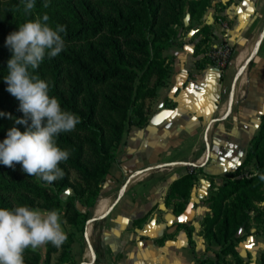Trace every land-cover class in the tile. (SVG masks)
Returning a JSON list of instances; mask_svg holds the SVG:
<instances>
[{
	"label": "crops",
	"instance_id": "crops-1",
	"mask_svg": "<svg viewBox=\"0 0 264 264\" xmlns=\"http://www.w3.org/2000/svg\"><path fill=\"white\" fill-rule=\"evenodd\" d=\"M218 18L228 22L225 38L234 50L224 69L215 67L205 55L208 47L221 40ZM263 20L264 0H201L197 7L186 10L183 40L176 39L163 49L169 66L167 81L157 88L155 97L146 100V121L130 126L126 143L102 183L103 197L99 204L97 201L95 214L105 212L121 186L135 176L102 218L94 243L85 234L84 244L73 239L65 248L68 258L59 260L60 246L51 253L50 264H200L216 257L220 245L204 233L205 219L211 215L208 198L242 164L260 130L264 37L234 85L228 114L227 100L236 68L253 48ZM204 26H208L206 39L204 30L197 31ZM248 45L250 51L244 58ZM189 171L196 173V179L184 209L177 212L179 199L167 198V194L173 182ZM261 192L264 194V181ZM73 194L68 187L60 197L64 200ZM257 204L262 207L264 201ZM262 218L251 219L238 231L237 254L227 255L228 264H264ZM60 223L65 234L73 230L62 218ZM182 225L190 228L194 249ZM89 230L90 226L88 235ZM49 245L37 249L42 256L40 264Z\"/></svg>",
	"mask_w": 264,
	"mask_h": 264
},
{
	"label": "trees",
	"instance_id": "trees-1",
	"mask_svg": "<svg viewBox=\"0 0 264 264\" xmlns=\"http://www.w3.org/2000/svg\"><path fill=\"white\" fill-rule=\"evenodd\" d=\"M66 1L69 6L62 20L49 25L53 29L65 26L66 31L59 33L65 47L56 57L45 55L42 61L51 73L48 95L58 100L62 111L80 118L73 131L62 132L56 138L59 148L71 152L69 159L59 164L64 177L48 183L28 176L19 163H14V167L0 164V208L40 207L58 213L65 209L66 213L70 212L69 224L81 223L84 231L85 220L91 217V212L80 211L69 199L64 207L60 192L69 187L76 196L85 198L88 207L94 206L102 191L101 183L111 164L117 161L113 150L126 143L134 117L139 125L146 121V99L155 97L157 88L167 81L169 66L163 49L174 43L177 34L174 27L181 24L186 7L191 10L201 4V0ZM5 23L6 15L0 9V34ZM207 28L204 26L202 30ZM7 56L5 51L0 59V76L8 74ZM18 112L22 118L23 113L20 109ZM22 128L24 131L25 125ZM3 131L0 117V141L6 136ZM263 138L264 114L245 160L229 176L239 175L242 165L254 154L256 142ZM256 162L257 172L251 178L231 180L229 188L218 194L221 200L233 196L236 212L229 215L216 203L210 206L211 215L205 219L204 233L218 243L220 249L215 258L204 259L200 264H228L227 255L236 257L237 254L238 231L247 227L251 219L264 217V205L257 207L256 214L251 213L250 204L254 199L264 201L262 192L253 193L249 188L255 182L260 187L263 185L259 176L264 175V154L257 156ZM71 171L77 173L78 179L71 180ZM195 179L196 173L189 171L173 182L167 198L179 199L175 204L177 212L184 209ZM182 226L194 249L190 228ZM64 243L59 260L68 258L65 249L68 243ZM56 250V246L47 247L43 264H50V255ZM23 259L24 264H40L42 256L38 250L29 248L24 251ZM236 259L238 262L239 258Z\"/></svg>",
	"mask_w": 264,
	"mask_h": 264
},
{
	"label": "clouds",
	"instance_id": "clouds-1",
	"mask_svg": "<svg viewBox=\"0 0 264 264\" xmlns=\"http://www.w3.org/2000/svg\"><path fill=\"white\" fill-rule=\"evenodd\" d=\"M34 7L35 0H25V13ZM48 20L45 14L26 21L5 39L12 55L7 61L8 74L3 79L6 90L19 101L23 113L15 123L25 125V130L21 132L16 127L7 130L0 142V164L14 167V163H19L28 176L51 183L64 177L59 164L71 155L70 150L57 146L56 138L62 132L73 131L80 118L62 111L58 100L48 95L49 85L29 71L37 69L45 55L56 57L65 47L59 34L66 31L65 26L53 29ZM0 116L12 118L6 112H0ZM259 178L264 181V175ZM66 238L56 210L28 206L0 208V264H24L26 249L35 251L48 243L60 247Z\"/></svg>",
	"mask_w": 264,
	"mask_h": 264
},
{
	"label": "rangeland",
	"instance_id": "rangeland-1",
	"mask_svg": "<svg viewBox=\"0 0 264 264\" xmlns=\"http://www.w3.org/2000/svg\"><path fill=\"white\" fill-rule=\"evenodd\" d=\"M24 2H25V0H0V9L6 15L5 28L2 29V33L0 34V59L2 58V55L5 51L7 52V55H8L7 61L12 55L11 51L5 45V39L9 33L13 32V31H17L18 27L21 24H23L24 22L36 20L37 18H41L45 14L49 16V20L47 22L49 25L54 23V22H59L62 20L65 9L68 8V6H69V4L66 0H35V7L31 10L30 13H25ZM45 3H47V7L44 6ZM186 10H190L189 6L186 7ZM221 20H223V22H227L226 19H224V18H221ZM217 21H219V20L217 19ZM218 23H219L220 27L222 28L220 22H218ZM182 27L183 26H182V19H181V24L174 27L177 30V34L175 35L174 40H176V39L183 40L182 32H181V30L183 29ZM201 30H202V28L197 29V31H201ZM203 36L205 37V38L202 37L204 39L208 38L207 30H204ZM212 48H213V45L208 47L207 50L209 51ZM233 56H234V52L231 56V60L233 59ZM29 71L33 75L38 76L41 80H44L46 83L49 82L51 79L50 68L46 65H43L42 63L39 65V67L37 69H35V70L29 69ZM242 75H244V74H242ZM4 76H6V75L0 76V112L9 113L12 118H8L7 116H0L1 120H2V124H3V128H4L3 132L5 134H7V130L11 127H16L21 132H23L22 125L15 123V119L19 118V112H18L19 101L6 90L7 85L3 79ZM145 103H146V101H145ZM134 123L135 122L133 121V124ZM0 142H2V141H0ZM123 145L124 144L120 145L117 149L113 150L117 154V156H118L120 149ZM254 150H255L254 154H251L248 157V159L246 160V162L240 168L238 176H236L235 178H233L232 176H227L226 178H224V181L222 182V184L219 185L216 189H214L211 192V194L209 196L210 199L208 198L210 206L212 204L216 203V204L220 205L223 212H225V210H226V212H229L230 213L229 215H231V213L233 211L236 212L234 207H233V198H232L233 196L227 198L226 200H221L220 197L218 196V194H220L222 190L229 188L231 180H236L237 178H251L257 172L256 157L257 156H263V154H264V138L261 139L260 141L256 142V148ZM70 178H71V180L78 179L77 173L75 171H71ZM254 184L250 185V187H249V188H251L250 190H253V193L258 192V190H259V192H261V187H260L259 183L255 182ZM101 185H102V183H101ZM118 187H116V188H118ZM103 192L104 191H101L100 196L99 197L97 196L98 198H96L97 200L95 201L94 206H91V207H88L89 203L85 200L84 197L80 198V197L76 196V194L74 192H73L74 194L71 197H68L64 200L61 199V200H62V204L64 207H65L66 200L69 199L74 204V206H76V208H78L80 211L85 212V211L89 210L91 212V214H93L94 208L97 204V201H99L103 197V196H101L103 194ZM90 201H91V199L89 200V202ZM257 202H259V200L254 199V201L250 204V206L252 208L251 209L252 214L253 213L256 214L255 210L258 207ZM35 209H43V208L36 207ZM69 215H70V212L66 213L65 209H63L59 213L60 218H62V219L65 218L63 220L67 224H69V221H68ZM79 218H81V217H79ZM86 220H85V224H86ZM102 220L103 219L98 220L94 223V225H93V223L90 225V230H89L90 236L88 235V239H90V242H92V243H94L95 235L97 234L98 230L101 228ZM260 220H263V218L260 217V218H258L257 221H260ZM81 227H82L81 223H79L76 226H72L73 230L70 232L69 231L66 232L67 238H66V241L64 244H67L69 240H73V239H75V240L79 239L81 244H84L86 240L84 237V231L81 230ZM91 228H93V229H91ZM38 249H41V247Z\"/></svg>",
	"mask_w": 264,
	"mask_h": 264
},
{
	"label": "water",
	"instance_id": "water-1",
	"mask_svg": "<svg viewBox=\"0 0 264 264\" xmlns=\"http://www.w3.org/2000/svg\"><path fill=\"white\" fill-rule=\"evenodd\" d=\"M263 37H264V20H263V23H262V26H261L260 30L258 31L256 40H255V43L253 45V48L251 49V51L248 54V56L236 68L235 75H234V79H233V84H232V87H231V92H230L229 97H228V100H227V112H226V114H228L230 112V109H231V104H232V90L234 89V85H235L236 81L238 80V78L245 72V70H246L248 64L250 63V61L254 58V56H255V54H256L259 46H260V43H261ZM157 166L158 167H161V166H164V164H159ZM146 170H148V169H146ZM134 176L135 175L131 176L127 180V182H125L121 186V188L119 189L116 197L114 198V200L112 201V203L109 205V207L105 210V212H103L102 214L96 215L95 214V211H94V213L91 215V217L86 220L85 231H84V234H85L86 237H88V226H90L92 223H94V222H96L98 220H101L102 218H104L110 212V210L112 209V207L118 202L119 198L121 197V195H122V193L124 191V188H125L126 184Z\"/></svg>",
	"mask_w": 264,
	"mask_h": 264
},
{
	"label": "built area",
	"instance_id": "built-area-1",
	"mask_svg": "<svg viewBox=\"0 0 264 264\" xmlns=\"http://www.w3.org/2000/svg\"><path fill=\"white\" fill-rule=\"evenodd\" d=\"M218 20H219L218 22H220L222 26L221 29H222L223 34H222L221 40L217 44L213 45V48L211 50L209 51L207 50L205 55L208 61L211 64H213L215 67L219 69H224L230 63L231 56L234 50L232 46L226 42V38H225V32H226V29L228 28V23L223 22L221 18H218Z\"/></svg>",
	"mask_w": 264,
	"mask_h": 264
},
{
	"label": "bare ground",
	"instance_id": "bare-ground-1",
	"mask_svg": "<svg viewBox=\"0 0 264 264\" xmlns=\"http://www.w3.org/2000/svg\"><path fill=\"white\" fill-rule=\"evenodd\" d=\"M249 49H250V45H248V46L246 47V50H245V53H244V56H243L244 58H245V56L248 54V52L250 51ZM238 81H239V80H238ZM241 84H242V79L240 80V86H241ZM238 86H239V84H238ZM99 201H100V200H99ZM99 201H98V204L100 203ZM98 204H97V205H98Z\"/></svg>",
	"mask_w": 264,
	"mask_h": 264
},
{
	"label": "snow or ice",
	"instance_id": "snow-or-ice-1",
	"mask_svg": "<svg viewBox=\"0 0 264 264\" xmlns=\"http://www.w3.org/2000/svg\"><path fill=\"white\" fill-rule=\"evenodd\" d=\"M246 2H247V0H246ZM249 11H250V9H249ZM164 115L165 116H169V115H172V114L171 113H165ZM157 122H159V120ZM229 155H231V154H229Z\"/></svg>",
	"mask_w": 264,
	"mask_h": 264
}]
</instances>
